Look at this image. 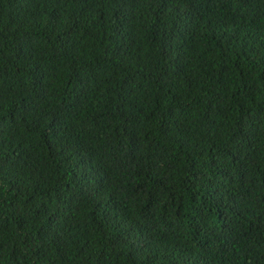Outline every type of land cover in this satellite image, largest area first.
<instances>
[{
  "label": "trees",
  "instance_id": "trees-1",
  "mask_svg": "<svg viewBox=\"0 0 264 264\" xmlns=\"http://www.w3.org/2000/svg\"><path fill=\"white\" fill-rule=\"evenodd\" d=\"M0 264H264V0H0Z\"/></svg>",
  "mask_w": 264,
  "mask_h": 264
}]
</instances>
